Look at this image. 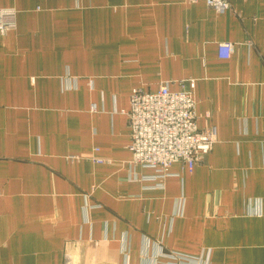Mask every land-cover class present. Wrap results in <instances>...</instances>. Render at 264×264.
I'll return each mask as SVG.
<instances>
[{"label":"crops","instance_id":"0c3cea01","mask_svg":"<svg viewBox=\"0 0 264 264\" xmlns=\"http://www.w3.org/2000/svg\"><path fill=\"white\" fill-rule=\"evenodd\" d=\"M228 1L0 0V264H264V0ZM189 80L216 143L132 165L131 92Z\"/></svg>","mask_w":264,"mask_h":264},{"label":"built area","instance_id":"2783aa9c","mask_svg":"<svg viewBox=\"0 0 264 264\" xmlns=\"http://www.w3.org/2000/svg\"><path fill=\"white\" fill-rule=\"evenodd\" d=\"M196 2L198 0H187ZM218 14L230 9L228 0H202ZM16 27V11L0 8V34ZM218 57L228 59L233 51L231 42L217 44ZM194 80L187 90L172 91L164 82L155 92L134 89L126 112L130 129V163L153 169L161 178L169 176L168 168L180 163L192 172L217 141L216 128L197 125L196 102L193 97ZM209 117L208 114L205 115ZM95 162H102L96 159ZM169 264H199V258L175 252L166 254Z\"/></svg>","mask_w":264,"mask_h":264}]
</instances>
